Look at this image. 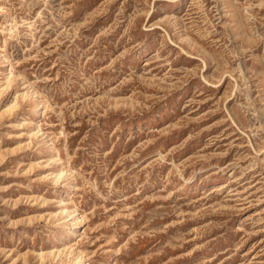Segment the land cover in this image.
I'll return each mask as SVG.
<instances>
[{"label": "rangeland", "instance_id": "rangeland-1", "mask_svg": "<svg viewBox=\"0 0 264 264\" xmlns=\"http://www.w3.org/2000/svg\"><path fill=\"white\" fill-rule=\"evenodd\" d=\"M0 264H264V0H0Z\"/></svg>", "mask_w": 264, "mask_h": 264}]
</instances>
